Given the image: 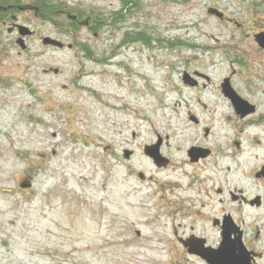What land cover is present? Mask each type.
Masks as SVG:
<instances>
[{
  "label": "rangeland",
  "instance_id": "1",
  "mask_svg": "<svg viewBox=\"0 0 264 264\" xmlns=\"http://www.w3.org/2000/svg\"><path fill=\"white\" fill-rule=\"evenodd\" d=\"M49 1L101 26L54 16L58 25L30 22L36 34L25 51L7 46L9 39L0 47V264H205L183 251L176 234L179 196L170 189L184 172L159 169L143 148L160 135L176 162L191 144H208L184 110L220 95L187 89L182 79L203 72L213 90L230 75L225 52L213 48L239 30L208 10L231 16L235 9L215 0ZM135 32L151 43L123 42ZM48 35L65 47L43 45L39 38ZM238 76L244 93L245 84L264 91L252 83L257 74L246 73L245 82ZM214 131L209 138L224 147ZM125 149L135 153L129 160ZM28 176L34 185L21 190Z\"/></svg>",
  "mask_w": 264,
  "mask_h": 264
},
{
  "label": "flooded vegetation",
  "instance_id": "2",
  "mask_svg": "<svg viewBox=\"0 0 264 264\" xmlns=\"http://www.w3.org/2000/svg\"><path fill=\"white\" fill-rule=\"evenodd\" d=\"M49 2L0 0V31H7L9 35L0 39V47L6 39L11 40L6 42L7 46L17 47L21 38L20 26L31 32L24 38L28 47V38L36 34L30 29V22L41 20L58 25L53 22L54 16H65L72 26L83 25L88 29L101 26L93 16L83 18L76 15L78 18L72 19L71 12ZM212 4L235 9V13L231 12L229 16L227 9L220 8L224 15L217 18L223 25L239 30V35L230 36L228 42L222 44V49L220 46L213 48L214 51L225 52V60L230 65V75L216 83V88L209 90L213 86L211 78L197 70L191 72V78L184 76L182 79L187 89L201 94L214 91L220 95L211 103L209 99L196 98L184 110L187 124L202 130L203 139L205 142L208 140V144H191L183 158L174 162L173 157L164 154L169 142L158 135L156 142L161 141L159 151L163 156L159 163L166 164L158 168L171 167L175 172H184L170 191L173 196H179L173 216L174 221L179 220L176 234L185 253L209 264L203 256L206 249L216 251L226 246L230 255L243 261L241 264H264V91L254 93L251 86L245 84L244 93L234 84L238 75L239 80L245 82L246 73L257 74L252 83H258L264 89V42L258 39V36L264 35V0H215ZM49 37L39 39L43 45L54 47L44 43ZM123 42L127 43V40ZM67 48H71L70 45ZM83 48L88 49L87 46ZM235 66L240 71H236ZM227 78L235 94H238L235 97L226 95ZM216 127L221 131L219 135L226 138L224 147L216 138H209L215 137ZM165 137L172 138L171 135ZM177 152H181L180 147H177ZM189 167H195L192 169L194 173L186 170ZM212 185L214 188L210 187ZM212 192L219 197L214 199ZM179 228L185 237L180 236Z\"/></svg>",
  "mask_w": 264,
  "mask_h": 264
},
{
  "label": "water",
  "instance_id": "3",
  "mask_svg": "<svg viewBox=\"0 0 264 264\" xmlns=\"http://www.w3.org/2000/svg\"><path fill=\"white\" fill-rule=\"evenodd\" d=\"M210 13L212 14H215L217 17H222L223 13L222 12H219L218 10L216 9H210L209 10ZM72 19H77V16L75 15H70ZM20 29H21V32H22V36H27L28 34H30V30L29 29H26L25 27L23 26H20ZM258 39L262 42H264V35H260L258 36ZM45 44L49 45V44H52L54 46H57V47H63L64 44L54 38H45V41H44ZM20 46L25 49L26 48V45L24 44V40H21L20 39ZM71 47V45H70ZM52 71H54L55 73H59V70L56 69V68H51ZM187 76H190L186 73ZM188 78V77H186ZM228 81L229 79H226V95H229L231 97H235L237 94H235V92L233 91V89L230 87V84H228ZM160 144H161V141L159 140V142L157 144H152L151 146H147L146 149H145V153L147 155H149L150 158H153L154 162L157 163V164H160L162 165V163H159L162 159H163V156L161 155V152L159 151V147H160ZM134 155V151L133 150H125L124 151V156L126 159H130V157ZM165 164V163H164ZM144 175L141 174V177H143ZM32 187V183H31V180H29L28 178L27 179H24L23 183L20 184V188L21 189H27V188H30ZM139 234V233H138ZM208 250V249H206ZM230 252L227 251V248L226 246H223L221 247L219 250H208V252H204V258H206L208 260V262L210 264H241L243 261H241L240 259H238L236 256L234 255H230L229 254ZM200 254H203V252H201Z\"/></svg>",
  "mask_w": 264,
  "mask_h": 264
},
{
  "label": "trees",
  "instance_id": "4",
  "mask_svg": "<svg viewBox=\"0 0 264 264\" xmlns=\"http://www.w3.org/2000/svg\"><path fill=\"white\" fill-rule=\"evenodd\" d=\"M118 19H120L119 18V16L117 17ZM126 40H127V42H135V41H142L144 44H150L151 43V41H152V38L150 37V36H147V34H145V33H143V32H135V34H132V35H130V34H126V38H125ZM179 44H181L180 42H178ZM176 45H177V43H175ZM89 47H88V49H86V50H88V52H89ZM87 56H89L90 57V52L89 53H87Z\"/></svg>",
  "mask_w": 264,
  "mask_h": 264
},
{
  "label": "bare ground",
  "instance_id": "5",
  "mask_svg": "<svg viewBox=\"0 0 264 264\" xmlns=\"http://www.w3.org/2000/svg\"><path fill=\"white\" fill-rule=\"evenodd\" d=\"M16 100H18V99H16V98H15V99H12V104H14V103L16 102ZM125 150H127V149H125ZM125 150H123V154H124V151H125ZM129 150H130V149H129ZM129 150H128V151H129ZM125 159H126V158H125ZM27 178H28L29 180H31V182L33 181V178H32L31 176H28V177H26L25 179H27Z\"/></svg>",
  "mask_w": 264,
  "mask_h": 264
}]
</instances>
